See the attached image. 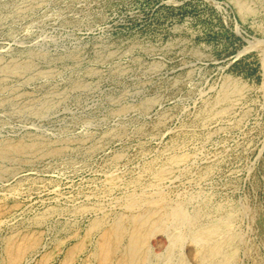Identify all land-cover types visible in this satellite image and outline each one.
<instances>
[{"label":"rangeland","instance_id":"rangeland-1","mask_svg":"<svg viewBox=\"0 0 264 264\" xmlns=\"http://www.w3.org/2000/svg\"><path fill=\"white\" fill-rule=\"evenodd\" d=\"M31 53L37 70L52 74L7 78L16 90L1 94L10 101L0 106V138L68 141L80 147L69 159L81 163L78 169L74 162L46 167L45 159L22 167L29 178L19 185L8 182L12 177L0 179V205L16 201L0 217V244L14 227L32 225L41 234L35 258L45 247L55 249L48 263L55 264L61 251L52 240L61 234L59 222L78 219L82 227L91 213L58 212L40 223L29 218L94 202L107 211L121 208L114 202L121 189L113 190L110 179L130 176L163 153L230 76L246 84L245 98L227 117L209 123L217 127L209 139L186 143L197 166L214 155L220 160L204 177L197 168L175 176L166 190L174 198L209 190L232 196L240 218L235 228L254 248L251 256L241 249L237 264L264 262L256 225L257 218L264 221V0L252 12L240 10L235 0H0V60ZM77 78L86 85L73 88ZM56 92L62 100L41 116L21 107L28 100L39 105ZM157 122L162 124L155 130ZM110 130L118 135L105 136ZM100 143L91 154L85 151ZM116 153L122 158L108 168ZM150 242L161 252L168 240L157 233ZM184 250L188 254V245Z\"/></svg>","mask_w":264,"mask_h":264},{"label":"bare ground","instance_id":"bare-ground-1","mask_svg":"<svg viewBox=\"0 0 264 264\" xmlns=\"http://www.w3.org/2000/svg\"><path fill=\"white\" fill-rule=\"evenodd\" d=\"M235 1L244 12H252L259 2ZM32 55L34 54H29L26 59L0 60V106L10 99L9 95H1L2 92L16 90L14 86L7 85V78H22L26 75V80L31 81L36 77L52 74L47 69L37 70ZM88 70L94 72L93 69ZM84 85L85 81L80 78L71 84L73 88ZM41 86L43 87L42 84ZM246 89V84L240 79L226 77L219 91L205 100L194 116L182 124L179 134L164 148L163 153L145 162L138 172L131 173L130 176L118 174L117 178L110 179L113 190L121 189V195L114 199L121 208L107 211L101 203L94 202L74 206L72 210L60 206L50 208L30 217V222L40 223L58 212L91 213L88 223L82 227L78 219L59 222L61 234L52 240L53 246L61 251L55 264H237L241 249L251 256L254 252L252 243L235 228L240 218L232 196H218L217 191L209 190L204 193L197 191L185 198H174L166 190L168 182L179 174L189 176L197 168L201 177H204L212 166L217 165L220 155H214L206 165L198 163L197 166L192 159V151L186 149V143L191 138L209 139L217 128L208 127L209 123L227 117L245 98ZM57 92L43 98L39 105L33 106L34 102L28 100L21 107L41 116L62 100L59 94L61 92ZM160 124L162 122L155 124V130ZM107 135L114 137L118 132L110 130L105 136ZM102 144H87L89 147L85 151L90 153ZM70 151L80 152V147L75 145L71 148L68 141L54 145L53 142L36 136L0 138V179L12 177L14 180L8 182L19 185L29 178L20 173V169L45 159L46 167L53 164L51 161L65 167L70 165L69 162H74L68 157ZM120 158L122 153L112 156L107 162L108 168L116 167ZM80 163L74 162L72 167L78 169ZM15 203L16 201L12 204L3 202V206L0 205V217L9 212V207ZM256 225L264 241V221L261 217L257 218ZM157 233H163L168 240L161 252L155 251L150 242ZM40 245L41 234L32 225L21 229L14 227L1 241L0 264H48L57 251L55 253V249L45 247L37 260L35 256L41 251ZM186 245L188 254L184 250ZM254 264L264 262L256 258Z\"/></svg>","mask_w":264,"mask_h":264}]
</instances>
